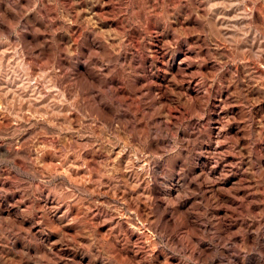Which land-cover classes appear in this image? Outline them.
Segmentation results:
<instances>
[{
  "label": "clouds",
  "instance_id": "1",
  "mask_svg": "<svg viewBox=\"0 0 264 264\" xmlns=\"http://www.w3.org/2000/svg\"><path fill=\"white\" fill-rule=\"evenodd\" d=\"M114 260L264 264V0H0V264Z\"/></svg>",
  "mask_w": 264,
  "mask_h": 264
},
{
  "label": "rangeland",
  "instance_id": "2",
  "mask_svg": "<svg viewBox=\"0 0 264 264\" xmlns=\"http://www.w3.org/2000/svg\"><path fill=\"white\" fill-rule=\"evenodd\" d=\"M185 54L192 55V53H188L187 49L184 48L183 51L178 52V54L175 57H172L171 53H169V56L165 58L161 51V60L158 61V63L160 64V67L165 70V73L169 67L168 60H171L172 68L174 72H178L180 68H185L186 71L190 73L191 71L195 70L194 66L193 68H188L187 64L180 63V60L183 59ZM163 74L164 73H162V75ZM195 86H196V82L194 81H191L185 84V87L195 88ZM217 113H218V110H217ZM174 115H179V113L174 112ZM218 119H219V115L217 114L214 116V120H218ZM216 127L218 128V125ZM228 159L232 160L233 158L229 157ZM209 164H211V161H209ZM121 195H123V193H121ZM44 199L49 200V207H53L52 202L55 199L54 197L50 198L47 194H45ZM101 199H104V198H101ZM141 207H143V205H141ZM65 212L68 213V215L65 217V221H64L65 223H67L68 219H71L72 217L83 214L87 217V219L84 222L88 224L89 227L95 225L96 230L99 231L100 233L106 232L108 227H110V225H104L102 223H99L100 217L96 216L92 212H89L87 204H85V206L81 208L77 204L73 203L71 206V209H69L68 204H64L56 209V216L54 218L58 220L59 217L63 215ZM77 227H79V225H70L66 230L69 232H74ZM124 227H127V225H124ZM129 233H131V229H129ZM133 238L134 239L136 238L135 235L133 236ZM69 255H73V254L69 253ZM112 264H117V262L114 260L112 261Z\"/></svg>",
  "mask_w": 264,
  "mask_h": 264
}]
</instances>
